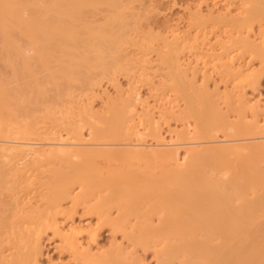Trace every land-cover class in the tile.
Masks as SVG:
<instances>
[{
  "label": "bare ground",
  "instance_id": "obj_1",
  "mask_svg": "<svg viewBox=\"0 0 264 264\" xmlns=\"http://www.w3.org/2000/svg\"><path fill=\"white\" fill-rule=\"evenodd\" d=\"M147 1L157 15L159 1ZM233 1L219 9L214 0L206 10L201 0L195 7L187 3L186 25L180 26L183 14L182 22L158 34L152 26L142 29L135 0H0V264H39L48 230L76 264H145L113 242L105 253L94 249L100 234L93 224L81 243L82 227L66 230L58 219L67 201L97 213L113 237L154 246L160 264H264V121L256 116L260 101L253 105L246 92L260 71L257 62L251 69L239 66L247 52L251 63L264 66V0H238L236 10ZM223 25L231 29L227 37ZM152 54L170 78L151 90L167 97L170 90L180 100L157 102V117L132 82L120 100L103 89L107 79L119 92L118 74L130 78L139 70L138 81L151 85L144 57ZM186 54L210 61L203 57L199 68L194 59H182ZM214 73L227 79L226 100L232 102L223 100L225 94L219 98L222 78L215 77L218 85ZM77 90L105 94L107 111H93V96L86 93L89 101L81 106ZM172 118L185 132L168 144L162 123ZM141 125L155 145L145 142ZM220 133L223 140L216 139ZM134 161L158 173L142 165L149 176L130 175Z\"/></svg>",
  "mask_w": 264,
  "mask_h": 264
},
{
  "label": "rangeland",
  "instance_id": "obj_2",
  "mask_svg": "<svg viewBox=\"0 0 264 264\" xmlns=\"http://www.w3.org/2000/svg\"><path fill=\"white\" fill-rule=\"evenodd\" d=\"M157 1V0H156ZM159 2H158V4L160 5V12H158L157 11V15H156V13H153V12H155L153 9H152V7L149 5V1H147V0H135V5L136 6H138V12H140L142 15H143V20H142V29L144 30H149V28L151 29V26H152V29L153 28H155L154 29V31L156 30V33H162L163 31H165L167 28V25H172V24H174V23H178L179 21L180 22H182L184 19V17H185V22L183 21L181 24H180V26H182V27H184V25H186V18L188 17V15L186 14L187 12V10L185 9L187 6V3H188V6H194L195 7V5L196 6H198V5H200V3L202 4V2H203V4L201 5L202 6V8H203V10H206L207 8H205V7H207L206 5H211L213 2H214V0H201L202 2H200L199 3V1L200 0H197L198 1V3H197V1L196 0H185V4L183 3V1L184 0H180V2H178L179 0H158ZM195 1V2H194ZM208 1V2H207ZM211 1H212V3H211ZM216 1V4L219 2V4H217V7H218V5L220 6V3H221V6L222 7H224L226 4H228V3H230L231 1H233V0H229V2H227V0H215ZM237 1V2H236ZM236 1H233L234 3H231V8H232V10H233V8H235V10L237 9V7H239L240 6V4H241V2L239 3L238 2V0H236ZM193 2H194V4L195 5H193ZM226 2V3H225ZM169 3V4H168ZM170 3L171 4H173V5H170ZM179 3V4H178ZM191 5H190V4ZM205 3H207L206 5H205ZM210 3V4H209ZM151 4V3H150ZM154 4H157V3H154ZM156 5V6H159V5ZM166 4H167V6H166ZM198 4V5H197ZM225 4V5H224ZM232 4H234V6L232 5ZM161 5H163V6H161ZM170 5V6H169ZM204 5H205V7H204ZM221 6L220 7H218L219 9L221 8ZM170 7V8H169ZM175 8V9H174ZM205 8V9H204ZM153 11H152V10ZM166 10V11H165ZM178 12V14L176 15V13H174V12ZM158 13H159V15H158ZM165 13H167V15L165 14ZM171 13V14H170ZM182 13V14H181ZM162 14V15H161ZM176 16H175V15ZM183 14L185 15L184 17H183ZM171 15H173V16H171ZM158 16V17H157ZM162 16H163V19H162ZM169 16H171L170 18H169ZM178 16H180V18L178 17ZM167 18V19H165L166 21L168 20V22H166L165 20H164V18ZM177 17V18H176ZM172 18V19H171ZM178 19V20H177ZM164 21V22H163ZM169 21H171V22H169ZM176 21V22H175ZM178 21V22H177ZM179 22V23H180ZM184 23V24H183ZM165 24V25H164ZM150 25V26H149ZM164 25V26H163ZM224 26V25H223ZM222 26V27H223ZM160 27V28H159ZM225 27V28H224ZM223 28H221L222 29V31H221V29H220V32L221 33H223L222 35H225V33L227 34V35H229L230 34V32L229 31H231V29L229 28L228 30L226 29L227 27L226 26H224ZM164 28H166V29H164ZM158 29V30H157ZM225 29V30H224ZM256 29H258V26H256ZM259 30V29H258ZM162 31V32H161ZM214 32L215 31H217L216 29L215 30H213ZM224 31V32H223ZM227 31V32H226ZM210 33V38L211 37H214V38H211V40H212V42H213V44H216V43H214L215 42V38H216V36H214L215 35V33ZM229 32V33H228ZM213 34V35H212ZM227 35H225L226 37H227ZM214 39V40H213ZM229 39V38H228ZM234 54V55H233ZM232 55L235 57V55L237 56L238 55V53H233ZM247 54H249L248 52L247 53H245L244 54V56L243 57H241L240 56V63H239V60H238V63H239V66H242V65H244L245 67H246V69L248 68V69H251L252 67H255L254 66V64L256 63V66H258L257 68H258V70L260 71V72H258V73H260L258 76H256L257 78V80L255 79V78H253V79H251L250 81H248V82H252V85L251 84H247V86H249L248 88H246V92L249 90V92H247V93H249L248 95L250 96H248V98H250V100L251 99H253L252 100V104L253 105H256L259 101V104H257L256 106L258 107H256V112H258V115L256 114V116H257V118L260 120V121H264V66L263 65H261L260 64V62L258 61V60H254V58H253V60L254 61H252L253 63H251L250 62V60L252 59V56H251V58H248L249 56H250V54L247 56ZM150 56V55H149ZM144 57L145 59H147L148 60V63L150 62V64H148L147 66L149 67V66H151V68H150V70L151 69H154V70H149L148 68V71H149V73H147L149 76H151V81H152V83H156V84H158L159 83V81H160V84H158V85H160V86H158V85H156V84H153V85H156V87H151V85H152V83H151V85H149V83L146 85V82H139L138 81V78H139V73L142 71H138L139 73H138V76H137V71H136V74H133L132 75V73L131 74H129V75H132L130 78H127V76L128 75H125V74H123V75H121V74H118V75H120V76H118V78L120 79H118L119 80V83H120V85H121V87H122V89L121 90H119V92L117 91V88H115L113 85H111L112 84V82H110L109 80H108V82L106 81V80H104L103 81V86H104V88L103 89H105V88H107V91L108 92H110V96L113 98V100L114 99H119V98H121V96H119V95H122V90H124V95L125 94H127V92H128V94L126 95V96H128L129 94H130V92H131V90H129L131 87H129L130 85H128V83L130 84V82H132L133 84H135V85H131L132 87H134V86H138V84H140L139 86H138V88H131L132 90H134V89H136V90H138V92L140 91L141 92V94L140 95H142L143 97H141V98H143L144 100H147V102L150 104V106H152L153 108L155 107V108H157L158 109V105L159 106H161L160 108H162V104L163 103H165V102H167V101H169V100H172L173 101V99H175V101L177 102V103H179L180 102V100H178L177 99V97H174V96H176V95H174L175 94V92H170V90H167L166 92L168 93V97H167V94L166 93H164V92H161V93H159L160 91H158V90H151L152 88L154 89H157V88H161V86L163 85V84H165L166 83V81H168L169 80V72H168V70H167V67L164 65H162L163 64V62H161V60H159L160 58H159V56H156V55H154V54H152L151 55V57ZM157 58H156V57ZM186 56H190L191 57V55L190 54H186ZM186 56H181V57H183L182 59H184L185 60V62L187 61V64H188V60H192V59H194V57L192 58H190L189 57V59H188V57H186ZM203 57H204V59H205V55H202ZM142 58H143V56H141ZM180 57V58H181ZM185 57V58H184ZM203 57H196L195 56V59H198V58H202L203 59ZM245 57V58H244ZM247 57V58H246ZM140 57H135V59L138 61V60H140L139 59ZM143 58V59H144ZM207 58H208V56H207ZM207 58L205 59V62L207 63V61H210V59L209 60H207ZM143 59H141V60H143ZM150 59V60H149ZM156 59V60H155ZM194 59V64H195V66L196 65H198L199 66V68H201V67H203L205 64H203L202 62H204V59L202 60L201 59V61H199L198 62V60H197V62H196V60ZM243 59V60H242ZM244 59L246 60V61H244ZM131 60V59H130ZM140 60V61H141ZM159 60V61H158ZM184 60H182L183 62L182 63H184V66L186 65V63L184 62ZM207 60V61H206ZM132 61V60H131ZM144 62H145V60H143ZM142 61V62H143ZM180 61H181V59H180ZM193 61V60H192ZM191 61V62H192ZM143 62V63H144ZM147 62V61H146ZM243 62H245V63H247V64H243ZM258 62H259V64H260V66H259V64H258ZM160 63H161V65H160ZM193 63V62H192ZM253 65H251V64ZM147 64V63H146ZM154 64L156 65V67L154 66ZM160 66H159V65ZM194 64H193V66H194ZM140 65V64H139ZM141 66V65H140ZM243 66V67H244ZM158 67V68H157ZM165 67V68H164ZM244 67V68H245ZM251 67V68H250ZM260 67V68H259ZM136 68V67H135ZM135 68L133 67V69H134V71H135ZM164 68V69H163ZM257 68H255V69H257ZM261 68H263V69H261ZM133 69L131 68V71L130 72H133ZM138 69V68H137ZM136 69V70H137ZM5 69L3 68V66L2 65H0V72H5L4 71ZM212 71H213V69H212ZM146 72V71H145ZM10 73H8L7 72V75H9ZM201 74V73H200ZM199 74V75H200ZM140 75H141V73H140ZM153 75V76H152ZM198 75V77H197V81H199V82H197L196 81V83H198V85H200L201 87H202V84L203 83H205V81L203 80L204 79V77H203V74H201L200 76ZM213 75V74H212ZM190 76H192V75H190ZM217 76H218V74H217ZM216 75H215V73H214V75L212 76L215 80L217 79V80H219L220 78H222V77H220V76H218L217 77ZM141 77V76H140ZM215 77H217V78H215ZM137 78V79H136ZM167 78H168V80H167ZM189 78H192L193 79V76L192 77H189ZM211 79L212 80V82H211V90H212V88H213V86H215L214 85V79ZM132 79H134V80H132ZM204 82H203V81ZM217 80L215 81V83L217 82ZM222 80H224V82H225V80L227 81V79H220L219 80V82H217V84L220 86V95H219V98L220 97H224V94L226 95V97H225V99L223 98V100H226V98H227V88H226V82L225 83H222ZM138 81V82H137ZM161 81L163 82V84L161 83ZM203 82V83H202ZM141 84H143V85H141ZM145 84V85H144ZM162 84V85H161ZM227 84H229L230 85V82L228 81L227 82ZM149 85V86H148ZM197 85V86H198ZM102 86V87H103ZM106 86V87H105ZM108 86V87H107ZM200 86H198V87H200ZM224 88H223V87ZM231 86H232V83H231ZM231 86H230V89H231ZM115 88V90H114V88ZM124 88V89H123ZM222 88V89H221ZM226 88V89H225ZM97 89V88H96ZM214 89V88H213ZM225 89V90H224ZM98 90H99V88H98ZM126 90H127V92H126ZM78 91V92H77ZM75 93L77 94V96H80V98H84V101H86V102H84L83 100H80V98H79V102L80 101H82V102H80V104H81V106H84V104H87V101H89L87 98L89 97V96H93L92 94L90 95V94H88V92H85L86 94H87V96L88 97H86L84 94L85 93H83L82 94V96H81V94L80 93H82L80 90H77ZM93 91H95V90H93ZM117 91V92H116ZM154 91V92H153ZM157 91V92H156ZM89 92H92V91H89ZM227 94H226V93ZM79 93V94H78ZM94 94H96V96L94 95L93 96V111H95V112H97L98 114H104L106 111H107V107L106 106H103L104 104L103 103H105V105H106V95L104 94H98L97 95V93H96V91L94 92ZM160 94V95H159ZM162 94L164 95V96H162ZM103 97H102V96ZM223 95V96H222ZM97 96H101L100 98L99 97H97ZM159 96V97H158ZM236 96H237V94H236ZM256 96H257V98H256ZM94 97H96V99L94 100ZM105 97V98H104ZM86 98V99H85ZM238 98V97H237ZM236 97L233 99V100H235V99H237ZM104 100V101H103ZM120 100V99H119ZM222 100V99H221ZM222 100V101H223ZM227 100H231V102H232V99H227ZM226 100V101H227ZM174 101V103H176ZM179 101V102H178ZM237 101V102H236ZM255 101H258L257 103H255ZM162 103L161 105L160 104H158V103ZM235 102L236 103H238V99L237 100H235ZM84 103V104H83ZM236 103H234V101H233V104L235 105ZM153 104L155 105V106H153ZM181 105L183 104V102L182 103H180ZM224 104V103H223ZM227 105V104H226ZM225 105V107H224V109L227 107L228 108V106H226ZM231 106H232V104H230ZM238 104H236V106H237ZM183 106V105H182ZM249 106V105H248ZM252 105L250 104V106L249 107H251ZM262 106H263V108H262ZM106 107V108H105ZM230 107V106H229ZM249 107H248V109H249ZM225 109V110H229V109ZM231 108V107H230ZM237 108H238V106H237ZM139 109H141L140 107H139ZM157 109H154V113H155V116L156 115H159V114H157V113H159L160 111H159V109L157 110ZM181 109H183V108H181ZM232 109V108H231ZM230 109V110H231ZM235 109H236V107H235ZM239 109V108H238ZM238 109H236L237 111H238ZM247 109V108H246ZM76 110V109H75ZM224 110V111H225ZM229 110V111H230ZM232 110H234V109H232ZM232 110L230 111V112H232ZM240 110V109H239ZM235 111V110H234ZM241 111V110H240ZM239 111V112H240ZM140 112H142V110H140ZM228 112V111H227ZM239 112H238V114H239ZM247 111H245L243 114H247L248 115V117H250L251 115H252V113H253V111H252V109H251V112H250V109H249V111L246 113ZM229 114V113H228ZM232 114V116L234 117V113L232 112L231 113ZM231 114H229V115H231ZM234 114V115H233ZM250 114V115H249ZM260 114V115H259ZM253 115H254V113H253ZM232 116H230V119L232 118ZM258 116H260V117H258ZM157 117V116H156ZM236 117H238L237 116V114L235 115V117L234 118H232V119H234V120H236L237 118ZM236 118V119H235ZM251 118H253V116L251 117ZM262 118V119H261ZM169 121V124L168 123H162V133L165 135V137H167L166 139H168V140H166V142L169 144V143H173L175 140H177V138L176 139H174V137H176V134L177 133H182V132H185V128H184V126H181L182 125V123L181 122H176L177 120L175 119L174 120V118H172V119H170V120H168ZM262 121V122H263ZM163 122V121H162ZM178 123V124H177ZM264 123V122H263ZM168 124V125H167ZM180 124V125H179ZM177 125H179L178 127H177ZM181 126V127H180ZM145 126L144 125H141L140 126V129H141V132L142 133H144L145 134V136H144V139H145V142L148 144V145H151V144H153V145H155L156 143H157V141H155V137L153 136V135H149V134H147V131L146 130H144L145 128H144ZM182 127H183V129H182ZM191 128V130H192V128L193 127H190ZM143 130V131H142ZM193 130H194V128H193ZM193 130L191 131L192 133V135L194 134L193 133ZM145 131H146V133H145ZM168 134V135H167ZM224 133H222V135H223ZM149 135V136H148ZM191 135V136H192ZM218 136H217V140H223L224 139V137L223 136H225V135H221V133L220 134H217ZM221 136V137H220ZM154 137V138H153ZM173 137V138H172ZM219 137V138H218ZM222 137H223V139H222ZM135 140H137V139H135ZM170 140H173V141H170ZM148 141V142H147ZM154 141V142H153ZM136 142V141H135ZM155 143V144H154ZM150 148V147H149ZM113 163V165L115 166V165H117L118 164V162H117V164H116V162H112ZM136 163H138V165L136 164ZM139 163H141L140 164V166H139ZM144 163V162H143ZM142 162H135L134 161V163H132L133 165H131V167H133V166H137V168L136 167H134V168H131V169H134V170H131V169H129L128 170V173L131 175H133V176H138V175H140V178H145V176H149L148 174H150V175H154V174H156V173H158V171L156 172V168H154L153 167V170H151V173H150V169H152V166H151V164H150V166H146V165H148L149 163H144L143 164ZM142 165L143 166H146V169L148 170L147 171V173H146V170H145V167H143L142 168ZM102 165H100V167H101ZM99 167V166H98ZM103 167H104V165H103ZM102 167V168H103ZM136 168V169H135ZM137 169H139V170H137ZM144 169V170H143ZM141 170V171H140ZM159 171H160V169H158ZM153 171V172H152ZM138 172H141V173H138ZM143 172L145 173V175L143 174ZM91 204H93V202L91 203ZM87 206H89V204L87 205ZM63 209L64 210H66V214H65V216L63 217V215H64V213L65 212H63V215L62 214H60V215H62V217H59L58 216V219L60 218L61 219V221H60V224L61 225H63V227H64V225H65V227L64 228H66V230H69L70 229V227H71V225H73L74 223V225H77L78 227H82V229L81 230H84L82 233H80L81 235H79V239L82 237V234L84 235V237L83 238H85V240L87 239V231H85V230H88L89 231V229H92V227L94 228H97V233L98 234H100V235H98V239H97V241L95 242V243H97V244H95L94 243V245H93V247H94V249L95 248H97L98 250H100V253L103 251L104 253H105V249H108V248H111V246L110 245H112V246H114L115 244H117V246L118 247H121L122 249L124 248L125 250L126 249H130V251L131 250H133V252L137 255V257L136 258H140L145 264H160V261H159V257H158V254L156 253V248L154 247V246H148V247H145V246H141V245H137V244H134V243H132V242H128L124 237H122V235L121 234H117L115 237H113L114 235L111 233V229H110V226H107V225H105V224H103V221H101V219H100V221H99V215L97 216L96 214H95V212L94 211H92V212H94V213H92L91 212V210H88L87 209V207L86 208H84V205L82 206V205H80V206H78L77 208L76 207H74L73 206V204L70 202H66L65 204L63 203ZM75 208V209H72V208ZM90 211V212H89ZM113 212H112V215H114L115 217L117 216L116 214H118V213H116L117 211L115 210V209H113L112 210ZM114 213V214H113ZM73 217V218H72ZM79 219H81V220H79ZM155 219H158L156 216H155V218H154V220ZM71 220V221H70ZM135 220V218H133V221ZM63 221V222H62ZM73 221H75V222H73ZM79 223H78V222ZM83 221H84V223H83ZM156 221V220H155ZM72 224H71V223ZM135 222V221H134ZM81 223H83V224H81ZM86 223H87V225H86ZM88 223H89V225H88ZM78 224H80V225H78ZM93 224V226L91 227V225ZM83 226L85 227V226H87V227H85L84 229H83ZM89 227H91V228H89ZM69 228V229H68ZM100 231V232H99ZM51 230H48L47 231V234L45 233V235H44V239H45V250H44V256L42 257V259H41V261H40V263L39 264H76L75 262L76 261H74V257L72 256V254L70 253V251H68V250H66V248L64 247V246H62V242L61 241H59L60 239H59V237L57 236V238H56V235H54V233L52 232ZM85 232H86V234H85ZM49 233V234H48ZM83 238H81L80 239V241H81V243H83V244H85V243H87V240H86V242H85V240L83 239ZM113 238H114V240H113ZM116 238V239H115ZM124 240H123V239ZM84 240V241H83ZM117 242V243H115V242ZM112 242L114 243V245L112 244ZM123 244V245H126V244H128V245H126V247H124V246H119L120 244ZM126 243V244H125ZM100 246H99V245ZM97 247H96V246ZM134 245H136V246H134ZM153 245V244H152ZM131 246V247H130ZM129 247V248H128ZM104 250H103V249ZM102 250V251H101ZM95 251H97V250H95ZM102 252V253H103ZM108 252V251H107ZM126 252H129V250L127 251L126 250ZM133 252L131 251V253L133 254ZM130 254V253H129ZM52 258L54 259V260H52ZM139 259V262H141V260ZM53 262H55V263H53Z\"/></svg>",
  "mask_w": 264,
  "mask_h": 264
}]
</instances>
